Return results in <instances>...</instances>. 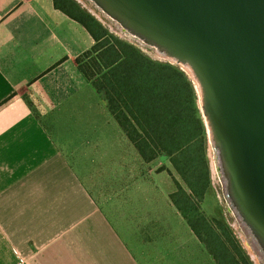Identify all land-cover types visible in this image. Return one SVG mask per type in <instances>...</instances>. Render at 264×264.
I'll return each instance as SVG.
<instances>
[{
	"label": "crops",
	"instance_id": "obj_1",
	"mask_svg": "<svg viewBox=\"0 0 264 264\" xmlns=\"http://www.w3.org/2000/svg\"><path fill=\"white\" fill-rule=\"evenodd\" d=\"M93 44L52 0H0V264H217L79 72Z\"/></svg>",
	"mask_w": 264,
	"mask_h": 264
},
{
	"label": "water",
	"instance_id": "obj_2",
	"mask_svg": "<svg viewBox=\"0 0 264 264\" xmlns=\"http://www.w3.org/2000/svg\"><path fill=\"white\" fill-rule=\"evenodd\" d=\"M90 1L192 72L226 196L264 258V0Z\"/></svg>",
	"mask_w": 264,
	"mask_h": 264
},
{
	"label": "trees",
	"instance_id": "obj_3",
	"mask_svg": "<svg viewBox=\"0 0 264 264\" xmlns=\"http://www.w3.org/2000/svg\"><path fill=\"white\" fill-rule=\"evenodd\" d=\"M52 2L93 39L75 60L79 72L102 94L142 162L161 160L157 172H167L175 187L169 201L198 241L217 264H252L227 221L202 210L211 188L207 129L186 73L115 36L76 0Z\"/></svg>",
	"mask_w": 264,
	"mask_h": 264
},
{
	"label": "rangeland",
	"instance_id": "obj_4",
	"mask_svg": "<svg viewBox=\"0 0 264 264\" xmlns=\"http://www.w3.org/2000/svg\"><path fill=\"white\" fill-rule=\"evenodd\" d=\"M76 1L80 4L82 8L90 12L91 15H93L98 21H100L115 36L119 37L120 39L124 41L134 44L143 53L147 54L152 59L160 61V62H166L164 58L156 55L157 53L153 49L147 48L140 42H136L134 38L130 37L123 31H121L119 26L115 22L111 21L101 10H97L90 0H76ZM208 149L210 148H208L207 146V150ZM209 153L210 151L208 150L207 157H208L209 167H210L211 188L209 189V192L203 201L202 210L208 217L217 216V215L222 216L232 228L236 238L238 239L241 245V248L243 249L245 255L252 262V264H264V260L261 258L258 251L256 250L255 244L251 240L248 232L243 228L242 224L239 221L237 214L234 212V209L226 196L225 186L223 185L220 179V171L218 170L216 164L215 166H213L212 159ZM159 162H161V160L154 161L153 163L155 164L151 163L152 166L156 165L155 166L156 170L161 167ZM162 175L166 179L168 178L171 179L170 176L167 174V172L163 173ZM171 183L174 188V184L172 180H171ZM161 187L167 189V187L164 184L161 185ZM166 201L168 203V197ZM165 218L167 220L173 221V218L170 215L169 211L165 212Z\"/></svg>",
	"mask_w": 264,
	"mask_h": 264
},
{
	"label": "bare ground",
	"instance_id": "obj_5",
	"mask_svg": "<svg viewBox=\"0 0 264 264\" xmlns=\"http://www.w3.org/2000/svg\"><path fill=\"white\" fill-rule=\"evenodd\" d=\"M105 14V13H104ZM106 15V14H105ZM107 16V15H106ZM108 17V16H107ZM109 19H110V17H108ZM111 20V19H110ZM112 21V20H111ZM116 23V22H115ZM118 26H119V28L121 29V31H123L124 33H126L127 35H129L130 37H132L130 34H129V32L125 29V28H123L122 26H120L118 23H116ZM132 38H135V37H132ZM137 41H138V39H137ZM156 55H158L159 57H163V55L161 54V53H159V52H157L156 51ZM170 61H172V60H170ZM173 62V61H172ZM183 68H184V70H186V72L188 73V75L192 78V81H193V83H194V87H195V89H196V91H197V95H198V105L200 106V90H199V85H198V83H197V81H196V79L194 78V76H193V74H192V72L187 68V67H185V66H182ZM209 151H210V153H209V155L211 156V159H212V164H213V166H215V164L216 165H219V162H218V159L216 158V156L215 157H213L214 155H215V153H214V151H213V149H212V147L210 146V149H208ZM213 153V154H212ZM214 159H213V158ZM216 158V159H215ZM216 161V162H215ZM216 173V172H215ZM220 179H221V181H222V183H223V185L225 186V192H226V182H225V180H224V178H223V176H222V174H220ZM234 212H235V210H234ZM236 213V212H235ZM239 221H240V219H239ZM240 223L242 224V226H243V228L248 232V234H249V236H250V238H251V240L253 241V243L255 244V248H256V250L258 251V253H259V255L261 256V258L264 260V258L262 257V253H261V251H260V249L257 247V245H256V242L254 241V239L252 238V236H251V234L249 233V231H248V229L245 227V225L240 221ZM255 260V259H254Z\"/></svg>",
	"mask_w": 264,
	"mask_h": 264
}]
</instances>
